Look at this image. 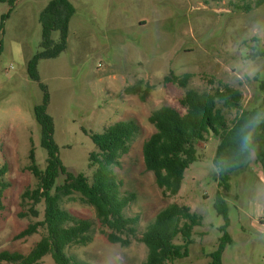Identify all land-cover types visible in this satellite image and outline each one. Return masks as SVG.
Masks as SVG:
<instances>
[{
    "label": "rangeland",
    "instance_id": "obj_1",
    "mask_svg": "<svg viewBox=\"0 0 264 264\" xmlns=\"http://www.w3.org/2000/svg\"><path fill=\"white\" fill-rule=\"evenodd\" d=\"M50 1L0 0V169L6 168L0 178L8 184L1 195L0 252L28 254L47 232L41 225L20 235L44 219V201L34 204L23 194L38 184L29 169L32 149L39 166H47L35 116L45 86L60 158L90 181L96 169L90 166V154L99 149L89 134L120 120L134 119L139 126L129 151L113 166L121 194L134 197L125 214L139 216L137 236L127 246L111 242V229L101 223L95 207L73 193L62 206L92 221L93 240L68 246L69 256L91 264H144L148 248L139 238L161 209L176 202L190 206L203 223L195 228L189 255L175 264H209L227 222L232 242L223 252V264H264V164L255 154L231 175L226 215L215 206L221 187L213 161L219 138L213 133L198 142V159L174 196L164 194L143 155L144 143L155 131L152 111L169 105L185 113L181 98L189 88H239L245 108L264 101V57L251 55L257 43L264 48V0H70L76 11L67 48L45 58L39 17ZM52 37L59 40L60 32ZM34 57L39 80L29 72ZM171 73H190L188 86L166 81ZM224 111L231 124L238 111ZM64 179L60 175L58 184ZM41 264L58 263L48 253Z\"/></svg>",
    "mask_w": 264,
    "mask_h": 264
},
{
    "label": "trees",
    "instance_id": "obj_2",
    "mask_svg": "<svg viewBox=\"0 0 264 264\" xmlns=\"http://www.w3.org/2000/svg\"><path fill=\"white\" fill-rule=\"evenodd\" d=\"M261 3L259 1L257 4ZM75 11L70 0H51L41 11L39 20L43 29V57L54 58L66 50L70 20ZM7 17L8 14L4 15L3 20ZM54 31L60 32L57 41L52 37ZM259 45H255L257 50L251 53L253 57H264V48ZM29 72L32 78L39 80L37 57L30 61ZM190 78V73L182 76L171 73L165 80L187 87ZM260 87L264 89V81ZM43 88L44 99L35 106V116L42 128V145L48 152L47 166L45 169L39 166L32 149L29 169L37 177L38 184L34 189L26 190L23 197L31 199L34 204L44 201V219L30 224L20 235L36 232L41 225L45 226L47 232L28 254L1 251L0 261L41 264L42 258L51 253L58 264H91L69 256L66 249L72 244L91 242L93 223L63 208L62 200L73 193H80L87 203L95 207L101 223L111 229V232H107L108 239L129 245L130 237L137 236L139 216L125 214V208L134 197L121 194V183L113 166L119 164L122 155L129 151L139 126L134 119L120 120L104 132L89 134L99 149L90 154V166H96L93 180L90 181L85 173H75L63 164L54 139V118L48 113L50 95L47 88ZM242 102L243 92L230 85L215 91L189 88L181 98L185 113L169 105L152 111L149 120L154 124L155 131L145 141L143 155L147 169L154 172L156 182L165 195L174 196L180 192L186 170L198 159V142L205 140L207 133H213L219 138L213 161L218 169L221 187L215 206L219 213L226 215L225 196H229L231 175L246 167L254 154L264 164V101L252 108H245ZM225 108L238 111L231 124ZM257 115H260L261 122L252 130L248 146L242 148L241 138L247 131L246 126ZM5 172L6 168L0 169V176ZM62 174L65 176L64 182L58 184ZM7 185L0 178V209L3 207L1 195ZM32 212L37 214L35 208H32ZM202 223L203 217L188 205L175 202L161 209L139 238L148 248L144 264H175V260L187 257L194 241L195 228ZM228 225L229 222L221 228L223 234L217 249L211 254L209 264H223V252L232 242ZM179 237L182 238L180 243L176 242Z\"/></svg>",
    "mask_w": 264,
    "mask_h": 264
},
{
    "label": "clouds",
    "instance_id": "obj_3",
    "mask_svg": "<svg viewBox=\"0 0 264 264\" xmlns=\"http://www.w3.org/2000/svg\"><path fill=\"white\" fill-rule=\"evenodd\" d=\"M261 122L260 115L253 117V119L246 126L247 131H245L241 138V147L246 148L252 138V130Z\"/></svg>",
    "mask_w": 264,
    "mask_h": 264
}]
</instances>
